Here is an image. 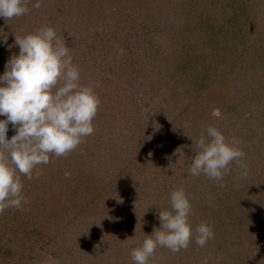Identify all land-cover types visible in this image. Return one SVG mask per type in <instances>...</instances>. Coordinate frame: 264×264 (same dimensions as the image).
<instances>
[{"label": "rangeland", "instance_id": "374dc122", "mask_svg": "<svg viewBox=\"0 0 264 264\" xmlns=\"http://www.w3.org/2000/svg\"><path fill=\"white\" fill-rule=\"evenodd\" d=\"M28 7L0 17V74L19 53L15 34L51 26L100 104L92 135L33 170L30 205L1 229L0 264H134L131 250L160 230L178 187L193 239L178 252L158 247L149 264H264V0ZM208 126L238 142L246 175L236 161L220 181L189 174ZM15 131L9 124V139ZM201 222L215 235L194 247Z\"/></svg>", "mask_w": 264, "mask_h": 264}, {"label": "clouds", "instance_id": "9594fccd", "mask_svg": "<svg viewBox=\"0 0 264 264\" xmlns=\"http://www.w3.org/2000/svg\"><path fill=\"white\" fill-rule=\"evenodd\" d=\"M30 2L38 9L43 0H0V17L9 20L26 15ZM6 41L4 35L0 42ZM14 43L19 53L9 58L0 74V117H4L0 119V213L9 208L22 210L27 203L21 175L31 179L38 165L73 151L84 137L93 134L100 104L96 82L81 83L70 49L57 38L53 27L44 26L23 37L15 34ZM9 124L16 130L10 139ZM196 145L190 175L203 174L220 181L233 161L242 175L247 174L248 165L242 159L245 154L238 142L227 139L217 127L208 126ZM170 202L171 210L159 211L160 230L155 228L131 250L134 264H149L158 247L178 252L192 241V205L185 189L171 191ZM214 235L212 227L201 222L195 228V243L203 247Z\"/></svg>", "mask_w": 264, "mask_h": 264}, {"label": "trees", "instance_id": "16d2710c", "mask_svg": "<svg viewBox=\"0 0 264 264\" xmlns=\"http://www.w3.org/2000/svg\"><path fill=\"white\" fill-rule=\"evenodd\" d=\"M202 175V174H201ZM195 177H198V176H195ZM21 178L23 179V187H25V188H30L31 187V185L29 184L28 185V183H30V179H28L26 176H23V175H21ZM24 180H28V182L26 183V182H24ZM196 180H199L198 178H196ZM195 188V187H194ZM25 190V189H24ZM26 191V193H27V195H25L24 194V196H25V198H26V200H27V203L25 204V205H27V206H29L30 205V201H31V192H30V190H25ZM248 199L250 200V201H252L253 199H254V197H250V196H248ZM255 200H257V199H255ZM254 200V201H255ZM29 211L30 210H27L25 213L26 214H29ZM17 213H19L20 215L22 214L21 212H20V210H17V209H12V208H9V209H6L3 213H0V233H1V229L2 228H6V226H10L6 221H13V220H11L10 219V215H17ZM9 217V218H8ZM7 224V225H6ZM0 239H2L1 238V236H0ZM5 245V244H4ZM195 246H198L197 244H195L194 245V247ZM192 247H193V245H192ZM191 247V248H192ZM204 247V246H203Z\"/></svg>", "mask_w": 264, "mask_h": 264}]
</instances>
